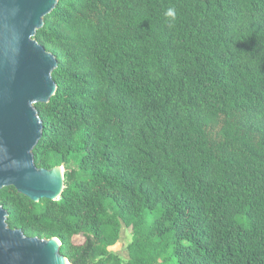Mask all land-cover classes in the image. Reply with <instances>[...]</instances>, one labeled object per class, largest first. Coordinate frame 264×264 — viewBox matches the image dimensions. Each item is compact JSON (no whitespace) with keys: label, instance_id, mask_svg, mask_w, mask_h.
<instances>
[{"label":"trees","instance_id":"obj_1","mask_svg":"<svg viewBox=\"0 0 264 264\" xmlns=\"http://www.w3.org/2000/svg\"><path fill=\"white\" fill-rule=\"evenodd\" d=\"M44 22L34 160L65 189L4 188L8 226L71 264H264V0H60Z\"/></svg>","mask_w":264,"mask_h":264},{"label":"water","instance_id":"obj_2","mask_svg":"<svg viewBox=\"0 0 264 264\" xmlns=\"http://www.w3.org/2000/svg\"><path fill=\"white\" fill-rule=\"evenodd\" d=\"M60 0H0V192L14 187L33 202L58 201L65 164L38 168L34 149L42 139L37 104L57 92V58L35 39ZM0 207V264H71L58 238L27 237L7 224Z\"/></svg>","mask_w":264,"mask_h":264},{"label":"rangeland","instance_id":"obj_3","mask_svg":"<svg viewBox=\"0 0 264 264\" xmlns=\"http://www.w3.org/2000/svg\"><path fill=\"white\" fill-rule=\"evenodd\" d=\"M77 158H72V165L74 168L78 169L77 165ZM67 170V169H66ZM133 236L127 231V229L124 227L122 229L121 238L117 245L112 247L110 251L114 253L115 255L119 256L123 260L128 259V245L132 241ZM77 242H82V238H77Z\"/></svg>","mask_w":264,"mask_h":264},{"label":"clouds","instance_id":"obj_4","mask_svg":"<svg viewBox=\"0 0 264 264\" xmlns=\"http://www.w3.org/2000/svg\"><path fill=\"white\" fill-rule=\"evenodd\" d=\"M167 15H168L169 17H173V18H174V16H175V12H174V10H169V12L167 13Z\"/></svg>","mask_w":264,"mask_h":264}]
</instances>
